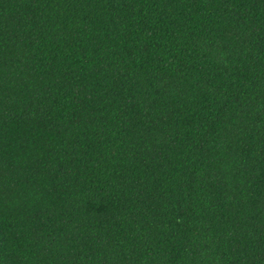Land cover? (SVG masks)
<instances>
[{
	"label": "trees",
	"instance_id": "obj_1",
	"mask_svg": "<svg viewBox=\"0 0 264 264\" xmlns=\"http://www.w3.org/2000/svg\"><path fill=\"white\" fill-rule=\"evenodd\" d=\"M0 264H264V0H0Z\"/></svg>",
	"mask_w": 264,
	"mask_h": 264
}]
</instances>
